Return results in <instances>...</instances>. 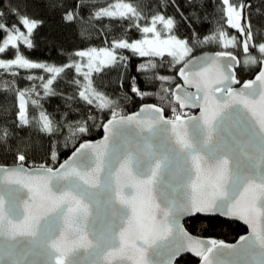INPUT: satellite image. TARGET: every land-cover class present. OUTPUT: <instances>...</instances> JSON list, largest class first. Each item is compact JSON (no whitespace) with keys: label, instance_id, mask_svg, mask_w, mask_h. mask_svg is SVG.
<instances>
[{"label":"snow or ice","instance_id":"obj_1","mask_svg":"<svg viewBox=\"0 0 264 264\" xmlns=\"http://www.w3.org/2000/svg\"><path fill=\"white\" fill-rule=\"evenodd\" d=\"M9 2L11 7L0 11V56L12 52L13 58H0V77H16L21 69H43L52 74L42 84L48 96L56 95L51 88L54 80L74 68L84 83L70 82L79 87L66 104L70 111L73 102L87 107L81 113L84 119L72 123L67 119L61 123L43 110L30 119L25 92L20 90L17 119L11 127L0 121V151L13 152L17 162L0 165V264H176L186 252L201 257L202 264H223L217 256L236 246L195 239L181 223L183 217L198 213L243 220L252 231L241 237L242 264H264V22L257 21L259 27H254L244 16L252 5L220 0L225 22L244 36L243 61L228 51L186 60L197 45L217 42L227 49L236 41L223 28L200 36L194 25L203 15L202 0L158 2L156 13L147 16L142 6L114 0L87 18L82 14L89 7L87 0H48L65 23L82 25V37L83 25L103 18L153 36L134 41L121 37L108 48L77 50L78 59L57 67L33 62L21 53V44L34 47V31L44 21L28 15L29 0ZM162 7L176 9L180 21L192 30L188 39L161 38L158 23L169 32L177 23ZM117 50L140 57H162L167 52L172 67L181 65L171 77L158 74L151 59L137 67L158 87L152 93L144 91L132 77L131 93L141 99L155 96L160 104H145L137 113L121 115L116 101L94 84L93 72L126 67L127 58ZM85 58L88 70L82 71ZM240 64L260 65V71L237 90L232 85L241 83L236 74ZM177 76L183 84L175 82ZM13 83L0 80V91L12 90ZM32 104L42 108L36 99ZM165 104L171 117L165 116ZM190 107H199L200 116L185 119L183 109ZM94 110L111 112L102 125L110 133L105 137L110 143L102 150L84 143L58 169L44 164L25 167L28 151L44 145L16 143L12 129L34 128L41 141H49L48 154L55 161L53 139L65 128L70 137L89 133Z\"/></svg>","mask_w":264,"mask_h":264},{"label":"trees","instance_id":"obj_2","mask_svg":"<svg viewBox=\"0 0 264 264\" xmlns=\"http://www.w3.org/2000/svg\"><path fill=\"white\" fill-rule=\"evenodd\" d=\"M71 2V0H67ZM89 7L83 11L85 18L89 16V13L96 11L98 7H105L114 0H87ZM124 2H131L134 5L142 6L144 14L147 16L149 12L156 13L157 3H165L166 0H124ZM179 3H183V0H177ZM233 3H250L251 8L245 9L244 16L250 17L254 22V27H259L257 21L264 22V2L262 0H232ZM151 5L149 9L147 5ZM203 7L201 9L203 15L200 16L194 27L201 37L208 36L215 31L223 28L227 34V37H236L234 45L225 49L222 43L212 42L203 45H197L193 48V51L189 56L202 52L205 50H222L231 51L235 53L240 61H242L243 53V40L244 36L235 28H231L227 25L221 12L220 0H202ZM95 5L96 7H92ZM11 7L9 0H0V11L6 10ZM161 10L166 16H171L176 19V27L171 32L164 28L162 24H157V27L161 31L162 36L175 35L180 39H188L191 36V28L185 23L180 21L179 14L173 7H162ZM28 15L39 20H43L44 23L37 30L34 31V47L28 49L26 45H20L21 53L33 62L43 63L48 66H63L71 62L73 59H78L74 56L77 50H88L90 48L104 49L110 47L113 39L126 37L130 41L142 39L145 34L138 31L135 27H129L127 23H115L108 18H103L100 21L92 20L91 26L83 25L86 29V35L81 36L80 23L68 24L61 18V12L53 11L48 6V0H29ZM144 22L142 21L141 24ZM245 20H241L243 25ZM126 57V67H104L100 72H93L92 77L94 84L101 85L100 91L105 92L109 97L117 103V110L120 114L129 113L135 110L142 103H155L161 102L155 96H147L141 99L139 96L131 93V85L133 83L132 77H136V85L142 90L147 92H155L158 84H150L145 80L144 76L137 72V67L146 63L149 59L154 61L157 65V72L160 75L174 76L179 64L172 67V57L168 54H164L162 57H140L138 54L132 53L130 50H117ZM188 56V57H189ZM4 59H12V52H8L5 55L0 56ZM187 58V57H186ZM185 58V59H186ZM259 68V65L243 66L240 64L237 67V77L242 81L243 79L251 77ZM82 71H86L82 69ZM52 74L47 73L43 69L32 70H19V75L11 77L4 75L0 77V80L9 81L14 80L11 85V89L7 92L0 91V121L4 122L11 127L13 121L16 120V111L19 105V99L17 92L22 90L25 92V98L27 100L26 109L29 118L38 116L41 110L47 112L51 117L64 123L67 119L68 123L84 119L81 114L87 106H84L82 102H73L72 109L69 110L66 104V98L74 95L79 87L76 84L70 83L73 79L79 80L84 83V78L81 74H77L75 69H65L64 73H61L59 77L54 80L51 88L55 91L56 95H44V88L42 86ZM32 76L33 79H28ZM39 77H44V81H41ZM179 82L176 77V81ZM121 83L123 87H121ZM3 85L0 84V87ZM35 90L34 92L31 90ZM36 93H39L37 96ZM38 100L42 108H37L32 104V100ZM165 115L167 117L172 116L171 109L165 104ZM184 113L190 111L183 110ZM95 120H89V124L93 125L91 130L86 135H79L70 137L65 128L64 132L59 135L58 138H54L52 143L55 145V151L57 153V159L53 161L48 154L49 141L44 138L42 141L40 135L34 128H15L14 139L16 143L21 140L24 142H36L37 144L43 143V149L36 151H28V159L25 162L29 166H40L44 164L46 166H55L62 159H64L75 145L83 139H94L101 134V124L111 117V112L105 110L103 112L93 111L91 113ZM14 153L10 151H0V165L2 164H15ZM186 229L195 235L201 237H208L214 240L233 241L238 236L245 232V227L239 222L224 219L219 216H201L195 215L184 221ZM199 258L191 255H183L177 263L180 264H194Z\"/></svg>","mask_w":264,"mask_h":264},{"label":"water","instance_id":"obj_3","mask_svg":"<svg viewBox=\"0 0 264 264\" xmlns=\"http://www.w3.org/2000/svg\"><path fill=\"white\" fill-rule=\"evenodd\" d=\"M217 52H222V50H205V51L198 52V53H196V54H193V55L187 57L186 60H187V59H196V58H200V57H204V56H214L215 53H217ZM228 52H231V51H228ZM231 53H232L234 56H236L237 59L240 61L239 57H238L235 53H233V52H231ZM180 66H181V65H179V67H180ZM238 66H239V65H238ZM179 67H178V68H179ZM259 71H260V65H259L258 70H257V71H256L251 77L246 78V79H243L242 81H240V82H241L240 84H233L232 87H233L234 89H237V90L240 89V88L243 86V83H244L245 81H248V80H254L255 77H256V75L258 74ZM236 74H237V73H236ZM177 78H178V80H179L178 83L183 84V80H182L180 77H178V76H177ZM237 79L240 80L238 77H237ZM185 87H188V86H185ZM188 90L191 91V92H193V93L196 92L195 87H188ZM145 104H155V103H151V102L142 103V104L139 105L135 110H133V111H131V112H129V113L121 114V115H131V114L137 113V112L140 111V108H141L143 105H145ZM183 110L190 111V113H188V114L185 115V117H184L185 119H187L189 116H192V117H199V116H200V112H201V110H200L199 107H190V108H185V109H183ZM165 116H166V115H165ZM166 117H167V116H166ZM109 119H111V117L108 118L107 120H105V121L101 124V134H100L98 137H96V138H94V139H83V140L79 141V142L75 145V147L70 151V153H69L64 159H62V160H61L59 163H57L55 166H47V167H51V168H53V169H58V168L60 167V165L63 164L65 161L69 160V158L72 156L73 152H75L76 149L79 148L80 145H81V144H84V143H91V144H93V145H95V146L97 147V150H102L106 144H109V143H110L109 141H106V140H105L106 135H109V136H110V133H105L104 128H103V126H102L103 124H106L107 121H108ZM137 131H139V129H137ZM119 142H120V143H123V140L121 139ZM15 164H16V163H15ZM15 164H2V165H6V166L11 167V166H15ZM25 167L28 168V169H35V168H37V167H39V166H29V165H26V164H25ZM195 215H201V216H219V217L224 218V219H229V220H233V221L239 222L240 224H242V225L245 227V232H244L243 234H241L240 236H238V237H237L235 240H233V241L215 240V241H217V242H223V244H225V245L236 246L235 250H233V249H231V248H225V249H223V251L217 256V259H218L219 261H222L223 264H242V257H241V255H240V253H239V248H240V247L242 246V244H243V242L241 241V237H247V236H249V235L251 234L252 229L249 227V225L246 224L243 220H240V219H237V218H229V217H225V216H222V215H219V214H205V213H198V214H195ZM195 215H193V216H195ZM193 216H191V217H193ZM189 218H190V217H188V216L183 217L181 223L183 224V227H184L185 231H186L190 236H192V237L195 238V239L202 240V241H205V242H207V241H211V240H214V239H211V238H208V237H201V236L195 235V234H193V233H190V232L186 229V227H185V225H184V221H185L186 219H189ZM84 251H85L84 249H81V252H82V253H83ZM183 255H191V256H193V257H197V256H195V255H194L193 253H191V252H186V253H184ZM183 255H182V256H183ZM179 258H180V257H179ZM179 258H178V259H179ZM197 258H199V259H198V261H197L196 263H194V264H202V258H201V257H197ZM176 264H180V263H177V262H176Z\"/></svg>","mask_w":264,"mask_h":264},{"label":"rangeland","instance_id":"obj_4","mask_svg":"<svg viewBox=\"0 0 264 264\" xmlns=\"http://www.w3.org/2000/svg\"><path fill=\"white\" fill-rule=\"evenodd\" d=\"M157 30L160 31L158 27H157ZM160 33H161V31H160ZM143 38H149V39H151V38H153V36H152V34H146ZM143 38H142V39H143ZM161 38H162V39H166V38H168V36H162V35H161ZM228 38H231V37H228ZM222 45H223V44H222ZM230 46H231V45H230ZM164 54H167V52H165ZM244 56H245V54L242 56V61H243V59H244ZM185 58H186V57H185ZM81 63L85 65V67H84L83 69H85V70L87 71V70H88L87 67H86V64H87V58H85L83 61H81ZM25 103L27 104V100H26V98H25Z\"/></svg>","mask_w":264,"mask_h":264},{"label":"flooded vegetation","instance_id":"obj_5","mask_svg":"<svg viewBox=\"0 0 264 264\" xmlns=\"http://www.w3.org/2000/svg\"><path fill=\"white\" fill-rule=\"evenodd\" d=\"M190 113V112H189ZM188 114V113H187Z\"/></svg>","mask_w":264,"mask_h":264}]
</instances>
